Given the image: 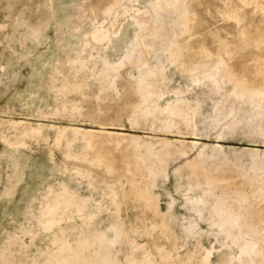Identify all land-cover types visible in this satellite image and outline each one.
Returning <instances> with one entry per match:
<instances>
[{"label": "rangeland", "instance_id": "obj_1", "mask_svg": "<svg viewBox=\"0 0 264 264\" xmlns=\"http://www.w3.org/2000/svg\"><path fill=\"white\" fill-rule=\"evenodd\" d=\"M0 264H264V0H0Z\"/></svg>", "mask_w": 264, "mask_h": 264}]
</instances>
